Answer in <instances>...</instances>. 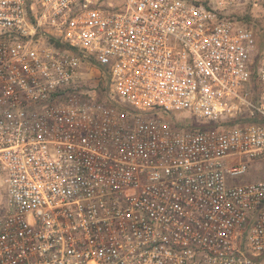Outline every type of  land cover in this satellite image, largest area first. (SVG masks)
<instances>
[{"label": "built area", "instance_id": "1", "mask_svg": "<svg viewBox=\"0 0 264 264\" xmlns=\"http://www.w3.org/2000/svg\"><path fill=\"white\" fill-rule=\"evenodd\" d=\"M263 12L0 0V264H264Z\"/></svg>", "mask_w": 264, "mask_h": 264}, {"label": "rangeland", "instance_id": "2", "mask_svg": "<svg viewBox=\"0 0 264 264\" xmlns=\"http://www.w3.org/2000/svg\"><path fill=\"white\" fill-rule=\"evenodd\" d=\"M261 15L263 17L258 19V22L260 23L261 29H264V12L261 13ZM95 84H96L95 82L88 83V90L92 91L95 89L99 94V91L102 89V96L103 97L109 96V83L107 78L104 81V84H102L101 88H100L101 84L99 85H95ZM176 115H179V113H176ZM260 180H264V163L262 162L261 163L256 162L255 164H252L249 169V173L239 179V181L241 182H252V181H260ZM4 195H5V187L0 178V214L3 213V205L5 199Z\"/></svg>", "mask_w": 264, "mask_h": 264}, {"label": "trees", "instance_id": "3", "mask_svg": "<svg viewBox=\"0 0 264 264\" xmlns=\"http://www.w3.org/2000/svg\"><path fill=\"white\" fill-rule=\"evenodd\" d=\"M250 21H253L250 17H249ZM255 27L259 33V37L261 40V45L263 44V40H264V30L261 29L260 27V23L258 22V20H256L255 22ZM57 46L59 47H63L59 44H57ZM102 87V84L100 86V88ZM100 94V99H103L104 97L102 96V89L99 91ZM237 124H258V125H262L264 126V118L258 114H254V115H242V116H238L233 118L232 120H229L228 122L223 123V126H232V125H237ZM217 124H209V125H198V128H215L217 127Z\"/></svg>", "mask_w": 264, "mask_h": 264}]
</instances>
